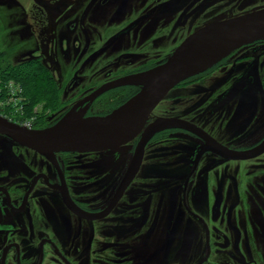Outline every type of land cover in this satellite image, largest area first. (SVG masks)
<instances>
[{
    "label": "flooded vegetation",
    "instance_id": "flooded-vegetation-1",
    "mask_svg": "<svg viewBox=\"0 0 264 264\" xmlns=\"http://www.w3.org/2000/svg\"><path fill=\"white\" fill-rule=\"evenodd\" d=\"M33 1L52 16L54 49L52 65L36 50L22 57L46 69L30 130L72 108L111 113L139 87L79 103L163 64L196 31L264 10V0ZM0 264H264V38L177 84L111 149L44 154L0 135Z\"/></svg>",
    "mask_w": 264,
    "mask_h": 264
},
{
    "label": "water",
    "instance_id": "water-1",
    "mask_svg": "<svg viewBox=\"0 0 264 264\" xmlns=\"http://www.w3.org/2000/svg\"><path fill=\"white\" fill-rule=\"evenodd\" d=\"M260 38H264V10L216 22L196 31L163 64L103 85L79 103L91 101L112 87H139L134 96L111 113L85 118L72 108L42 130H30L0 116V135L44 154L111 149L133 138L150 112L177 84L207 70L235 48ZM137 96L139 101L135 102Z\"/></svg>",
    "mask_w": 264,
    "mask_h": 264
},
{
    "label": "rangeland",
    "instance_id": "rangeland-1",
    "mask_svg": "<svg viewBox=\"0 0 264 264\" xmlns=\"http://www.w3.org/2000/svg\"><path fill=\"white\" fill-rule=\"evenodd\" d=\"M42 11L40 4L37 5L33 0H0V53H3L0 58L1 67H15L22 63V57H25L23 54L33 50L43 56L45 63L52 65L49 54L54 49L53 43L44 26V22H50L52 16L47 15L46 11L44 16ZM62 69L66 67L60 64V70Z\"/></svg>",
    "mask_w": 264,
    "mask_h": 264
},
{
    "label": "built area",
    "instance_id": "built-area-1",
    "mask_svg": "<svg viewBox=\"0 0 264 264\" xmlns=\"http://www.w3.org/2000/svg\"><path fill=\"white\" fill-rule=\"evenodd\" d=\"M39 105L31 106L22 84L0 76V116L31 129L37 121Z\"/></svg>",
    "mask_w": 264,
    "mask_h": 264
},
{
    "label": "trees",
    "instance_id": "trees-1",
    "mask_svg": "<svg viewBox=\"0 0 264 264\" xmlns=\"http://www.w3.org/2000/svg\"><path fill=\"white\" fill-rule=\"evenodd\" d=\"M46 70L43 66L37 63L24 62L15 67L9 66L2 70L0 76L5 78H14L19 81L31 106H36L45 100L44 95L48 94L47 84L43 80L41 73L36 71Z\"/></svg>",
    "mask_w": 264,
    "mask_h": 264
},
{
    "label": "bare ground",
    "instance_id": "bare-ground-1",
    "mask_svg": "<svg viewBox=\"0 0 264 264\" xmlns=\"http://www.w3.org/2000/svg\"><path fill=\"white\" fill-rule=\"evenodd\" d=\"M139 97H140V96H137V97L135 98V102H136V100L139 101ZM76 119H79V115L76 116Z\"/></svg>",
    "mask_w": 264,
    "mask_h": 264
}]
</instances>
